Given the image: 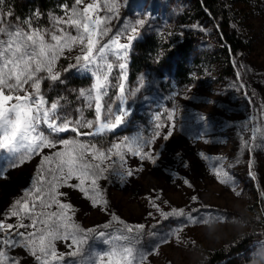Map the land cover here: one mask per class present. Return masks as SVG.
Segmentation results:
<instances>
[{
	"label": "snow or ice",
	"instance_id": "1",
	"mask_svg": "<svg viewBox=\"0 0 264 264\" xmlns=\"http://www.w3.org/2000/svg\"><path fill=\"white\" fill-rule=\"evenodd\" d=\"M122 2L64 0L57 6L59 13L47 14L45 24L44 14L38 10L19 17L5 7V0H0V178L36 160L31 188L0 212V264H25L27 259L35 264H151L150 257L158 254L160 245L170 242V236L179 240L183 228L161 235L149 231L146 224L120 219L111 211L99 183L111 176L126 183L143 171L144 161L155 164V141H167L177 126L179 109L166 108L153 114L151 135L139 131L132 136L117 135L131 121L129 100L145 87L144 77L134 89L126 91L125 85L129 52L148 23L145 17L123 23ZM72 70L93 80L88 88L69 91L93 111L94 119H89L81 106L75 108V115L68 111L65 95L48 98L45 82L65 85L64 74ZM237 79L242 80L239 72ZM193 87L186 86L185 92ZM239 87L244 89L246 85L241 82ZM260 115L264 117V105ZM244 130L250 135H241V148L253 156L257 149L264 150V120L251 127L246 124ZM83 137L88 139H78ZM129 155L138 158L140 165L128 166ZM201 156L212 159L203 153ZM218 159L221 162L213 166V172L219 183L232 185L235 194L241 195L227 170L233 165L226 166L223 157ZM248 168L253 175L251 159ZM184 184L193 187L186 179ZM65 187L76 191L110 220L83 228L75 220L78 209L70 203L69 193L61 191ZM155 200L150 199L155 213H148L156 221L153 228L172 218H182L184 227L189 223L210 225L209 219L196 220L194 213L199 210L195 207L164 211L162 205L168 202ZM190 200L196 204L199 198L193 195ZM13 218L15 222L9 223ZM148 238L156 240L151 248L145 246ZM57 241L63 242L67 251H59ZM96 244L104 247L98 249ZM17 250L19 254L14 255Z\"/></svg>",
	"mask_w": 264,
	"mask_h": 264
},
{
	"label": "rangeland",
	"instance_id": "2",
	"mask_svg": "<svg viewBox=\"0 0 264 264\" xmlns=\"http://www.w3.org/2000/svg\"><path fill=\"white\" fill-rule=\"evenodd\" d=\"M198 1L203 4V0H123L120 5L123 23H132L141 17H145L148 23L129 52L125 85L126 91L134 89L144 77L145 87L129 100L133 113L131 121L120 128L117 135L132 136L138 131L151 135L154 113L166 108L179 110L173 135L167 141L158 139L153 145L158 153L155 164L144 161L143 171L128 178L126 183L116 176L99 183L105 190L104 198L111 211L126 223L146 224L149 231L161 235L183 228L179 240L170 236L169 243L159 246L158 254L150 257L151 264H204L210 254L219 251L228 253L230 259H241L242 264H264V150L257 149L253 156L241 148V135H250L244 126L259 125L264 120L260 115L264 105V0H249V4L240 5H231L230 0H224L232 9L231 26L246 39L247 49L243 56L233 51L219 17L207 8L206 17H196ZM146 38L157 40L159 54L150 69L134 75L131 67L134 47ZM185 43L191 46L187 60L189 83L179 81L173 68L176 61H181L178 47ZM61 63L67 64L68 61L62 60ZM238 72L242 80L237 79ZM64 76L65 85L45 82L49 100L64 95L63 89L69 87L76 77L89 80V84L82 88L93 83L90 77L81 76L75 70ZM241 82L246 88L239 87ZM188 85H195L191 92H185ZM68 99L71 101L66 108L73 115L76 107H84L75 92ZM84 114L94 119L93 111L87 107H84ZM166 115L161 117L162 121ZM202 116L206 119L201 120ZM201 153L212 159H205ZM220 157L224 158L226 166L233 165L227 170L241 195L235 194L232 185L219 183L214 175L213 166L219 165ZM250 159L255 178L249 174ZM139 165L138 158L128 156V166ZM35 168L36 160L10 170L5 178H0V212L6 211L31 188ZM185 179L193 187L184 184ZM61 191L69 193L70 203L78 209L75 220L83 228L110 220L103 211L81 199L76 191L67 187ZM193 195L199 198L196 204L190 200ZM157 196L159 200H155ZM150 199L156 203L167 201L166 206L162 205L164 211L173 207L188 211L195 207L199 210L194 213L196 220L209 219L210 225L189 223L184 227L182 218H172L153 228L156 221L148 213H155V209ZM8 222L14 223L15 218ZM155 243L156 240L151 238L145 240L148 248ZM95 246L98 249L104 247L101 244ZM57 248L61 252L67 251L60 241H57ZM13 254H19V250ZM25 264L35 262L27 259Z\"/></svg>",
	"mask_w": 264,
	"mask_h": 264
},
{
	"label": "trees",
	"instance_id": "3",
	"mask_svg": "<svg viewBox=\"0 0 264 264\" xmlns=\"http://www.w3.org/2000/svg\"><path fill=\"white\" fill-rule=\"evenodd\" d=\"M64 0H5V7L10 8L16 16L28 17L34 10L44 14L42 23L47 22V14L49 12L59 13L57 7ZM70 2V0H69ZM231 5L249 4V0H230ZM205 6V7H204ZM233 7V6H232ZM207 8L211 13L219 17L222 21V25L225 28L226 37L235 53L243 56L247 44L244 42L243 34L237 29H234L231 21L232 9L224 0H203V4L198 1L195 5L196 17H206ZM190 48L188 43H185L178 47L182 54L180 62L176 61L173 64L174 76L184 83H189V69L187 67V60L190 55ZM159 54V47L155 38H146L139 41L134 47V53L132 56L131 67L134 75L150 69L155 63ZM89 84V80L85 77H76L69 87L63 89V94L67 97L72 93L69 89H81ZM72 99V98H71ZM71 99H68L71 101ZM204 264H242L241 259H230L226 252H216L209 255Z\"/></svg>",
	"mask_w": 264,
	"mask_h": 264
}]
</instances>
